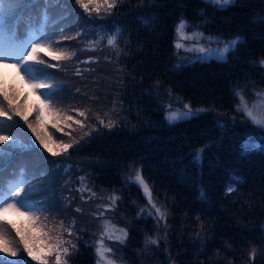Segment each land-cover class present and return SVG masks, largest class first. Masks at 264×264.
Instances as JSON below:
<instances>
[{
  "label": "trees",
  "instance_id": "obj_1",
  "mask_svg": "<svg viewBox=\"0 0 264 264\" xmlns=\"http://www.w3.org/2000/svg\"><path fill=\"white\" fill-rule=\"evenodd\" d=\"M2 1L5 19L21 36L46 9L48 48L54 55L74 50L59 60L39 52L51 89L22 91L20 100L12 89L11 97L18 109L30 95V109L39 102L32 94L52 93L57 117L47 128L58 145L60 137L73 146L66 153L57 147L59 155L45 152L14 112L0 125V134L10 135L0 150L18 147L0 160V184L32 190L31 230L25 226L20 236L21 221L14 230L0 219L19 253L13 259L38 264L25 243L35 252L63 232L75 245H64L67 264H97L107 221L114 238L103 239L115 264H264V150L245 154L244 148L249 141L264 146V129L237 95L252 104L264 91V0H237L223 11L203 0H117L114 8L97 3L88 12L74 0ZM181 20L188 32L238 36L241 43L226 61L188 62L192 55L175 46ZM74 32L87 42L71 37ZM113 37L115 47L107 43ZM0 104L8 110L4 97ZM186 104L198 112L169 124L168 112H186ZM138 172L164 219L150 213L155 208L149 211L148 197L133 182ZM234 177L240 182L229 192ZM112 196L119 197L115 204ZM70 224L72 237L65 230ZM120 230L127 232L123 242L115 238ZM47 259L54 264V255Z\"/></svg>",
  "mask_w": 264,
  "mask_h": 264
},
{
  "label": "snow or ice",
  "instance_id": "obj_2",
  "mask_svg": "<svg viewBox=\"0 0 264 264\" xmlns=\"http://www.w3.org/2000/svg\"><path fill=\"white\" fill-rule=\"evenodd\" d=\"M92 2V0H74V3L79 4L80 7L84 9L85 12L89 11V4ZM107 3L108 9L114 8L117 6V0H111V3H108L107 0H105ZM203 2L209 6L215 7L218 11L226 10L227 7L235 5L237 3V0H203ZM96 11H99V8H96ZM40 23L39 25L32 31H30L27 36L24 39L18 38L15 31L12 30L11 22L8 19H5L2 15H0V62H3L5 60L11 61V66L14 67L17 71V73H20L21 71L24 72L25 75L29 77V84L34 89H44V88H51L50 84H47L43 80V69H36L34 68V64H44L45 61L43 59H40L38 56L39 52H45L46 55L52 56V59L59 60L61 58H69L67 53H60L58 55H52L51 52L47 51V48L50 47L49 44V37H47L45 33V29L47 27L48 23V15L47 10L45 9L40 17ZM264 20V18H261ZM145 24H148L149 21L145 20ZM187 27V22L184 20H181L180 23L177 25L176 31L177 34L182 39H191L193 37L186 36L184 30ZM79 35V33H78ZM202 33H195V37L201 36ZM219 43H223L222 48H218L214 50L213 56L214 58L218 60H227V54L229 52H235L236 47L239 43H241L240 37H235L230 40H218ZM109 46L115 47L117 46V41L115 37L110 38L107 41ZM177 48L183 47L182 44L177 43ZM30 49V50H29ZM191 50V49H189ZM199 51L205 52L206 50L204 48H200ZM261 63H264V61H261ZM51 66V65H49ZM37 73H40L41 75H37ZM42 95L45 96L46 100L51 101L53 99V94L50 92L42 93ZM241 97L242 100V110L246 113V115L257 125H260L261 127H264V119H260L257 117V115L254 112V108H249L247 105V102L243 100V94L237 93ZM261 97H264V92L259 93ZM4 100L7 102V109L0 104V118H3L0 120V125L4 123V121H11L12 120V114L11 112H14L17 116H23V114L13 107V99L8 95L7 92L3 93ZM43 108H49L48 104H44ZM184 108L187 110L185 113L181 114L179 111H169L166 119L168 120L169 124H174L180 122L182 119L187 118L189 115L192 114V109L190 105H184ZM43 111V109H42ZM79 116L86 118V113L83 111H80L78 113ZM25 120H27L26 116H23ZM68 120H72L73 118L71 116L67 117ZM77 124H80L81 128L86 127L81 121L76 120L74 121ZM101 124H104V120L101 119L99 121ZM111 126V123L105 124V127ZM29 127H31V124H29ZM35 131V129H33ZM89 132H85V136L89 135ZM38 139H40L39 136H37ZM10 140V135L8 134H0V144L7 142ZM18 141L16 139H13V145L17 144ZM40 144L47 149L49 152L52 153V155H59L60 153L53 151L51 147L43 140L40 139ZM73 145L70 143H61L57 145V147L61 148L63 152H67L68 149H70ZM11 147V146H10ZM245 154H247L249 151H259L264 150V146H261L259 144H253L250 141L245 143ZM4 150H0V156H2ZM234 183H230L228 185V191H234L235 190V184L239 183V177L233 178ZM135 183H138L143 187V190L145 194L148 197V201L150 204H152V207L155 208V214L160 217V219L165 218V214L161 211L160 208L156 207L155 203L152 201V194L151 190L146 183V181L143 179V177L137 173L134 181ZM32 190L29 189L26 191L25 185L23 183L16 184V185H9L7 188H4L2 184H0V219L3 218V216L8 213L9 211L17 212L20 215H25V212L31 213L32 206L30 205L29 201L31 200V196L29 193ZM94 195V193H93ZM112 204H115V201L119 199V197L112 196L110 197ZM24 208L25 212H20V209ZM77 211H80L77 209ZM30 219H35L34 216H29ZM61 227L63 228V223L61 224ZM114 226H112L109 222H105L104 224V232L101 236V239L97 241V247H96V255L98 257L97 264H114V261L109 258L108 254L112 252V249L107 247L104 243V236H107L109 239H113L112 235V229ZM67 235L69 237L75 236V232L73 231V225L70 224L67 229ZM122 233L121 237H115L116 239H120L121 242H123V239L126 238L127 232L124 230H120ZM19 234V232H17ZM50 240H53V243H50L48 245V253L44 254L42 251L40 253H35L31 247L28 246L27 243L24 245V250L27 252V255L31 257L33 260L37 261L38 264H49V260L47 259V255H54V264H67V261L64 259L65 256L69 255V247H65V244L70 245L73 249H75V245L72 244L71 240H64L63 239V232L58 234L55 237H49ZM149 242L152 244H156L157 241L154 239H149ZM0 252L6 253L8 257L16 258L18 257L19 253L14 248H11L8 246V241L5 239L3 234V229L0 228ZM0 264H27V260L25 257H20L19 259H6L3 256H0Z\"/></svg>",
  "mask_w": 264,
  "mask_h": 264
},
{
  "label": "rangeland",
  "instance_id": "obj_3",
  "mask_svg": "<svg viewBox=\"0 0 264 264\" xmlns=\"http://www.w3.org/2000/svg\"><path fill=\"white\" fill-rule=\"evenodd\" d=\"M107 2L110 3L108 0H107ZM97 3L103 5L105 3V0H92V2L89 4V7L92 6V5H95ZM4 11H5L4 7L0 4V15H2L3 17H4V14H3ZM184 32H185L186 36L193 37V38H191V39H182L177 34V31H176L175 46L177 45V43H180V44L183 45V47H180L178 49H180L182 51L190 52V53L193 54V56L191 58H189L188 62H196V61L205 62V61H209V60H212V59H216L213 56L214 50L223 47V43H219L218 42V40H220V39L207 37V36H205L203 34L201 36H199V37H195L194 36L195 33H201L198 30H197V32L196 31L195 32H188L187 28H185ZM78 36H79L78 33L74 32V33H72L71 37H77V38L81 39L82 42H87V40H85L84 37H78ZM89 40H91V37H90ZM200 48H204L206 51L205 52H201V51H199ZM53 49L58 50V48H53ZM189 49H191V50H189ZM72 51H74V50L67 49V50H65L64 53H67L69 55V53H71ZM227 56H228V54H227ZM216 60H218V59H216ZM3 70H5L8 74L11 71L12 72L13 71L16 72L15 77L8 79V83L10 85L13 84V89L15 90L14 91V96L16 95L17 99H18V95L22 91H28L29 94L32 93L33 91H35V89L28 82L29 81V77L27 75H25L23 71H21L20 73H17L16 69L11 66V61H8V60L0 62V87H3V85L5 86V84H6L5 81L2 78V73H3L2 71ZM18 89L20 91H18ZM262 92H264V91H262ZM26 97H28L29 99L26 100V101H23V103L19 104L18 110L23 114V116L27 117V120H25L23 118V116H19L21 118L23 124H25V126L28 128L29 135L31 136V138H33V140L36 143L39 144V148L44 150L45 152H49V151L47 149H45L40 144V139H43L49 145V147H51L53 149V151L58 152L57 151L58 143H57L55 137L53 136L56 133H53V131H51L49 128H47V126H49V124L46 123V121L49 118H51V120H53V119L55 120L56 117H57V115L53 113V110H52V107H51V103H49V100L45 99L44 95H41V96L37 95L36 100L39 101L38 102V106L34 107L30 103L31 108L28 109L27 106H29V100H32V98L30 99L31 96L28 95V94L26 95ZM18 100H20V99H18ZM244 101H246V100H244ZM248 102H247L248 107L249 108H254V112L257 115V117L260 118V119H264V97H261L260 95L257 94L256 101H253L252 104H249ZM44 104H48L49 108H43ZM240 108L242 109V106H240ZM42 109H43V111H42ZM197 112L198 111L192 110V114L189 115L188 117L193 116ZM179 113L183 114L185 112H179ZM29 124H31V127H29ZM258 126L260 128H262V129H264V127H261L260 125H258ZM33 129H35V131H33ZM37 136H39L40 139H38ZM58 138H59V141L61 143H64V141H62V139L60 137H58ZM31 141H32V139H31ZM14 148H18V147L11 146L10 149H8V148L5 149L3 151L2 156H0V160L2 158L7 157V155H10L11 151L14 150ZM22 149H24V148H22ZM139 186L143 190V187L141 185H139ZM143 192H144V190H143ZM144 194H145V192H144ZM152 208L153 207H152V204H151V206L149 207V211H152ZM20 212H25V209L21 208ZM154 212L155 211L153 209V212H150V213L152 215H156ZM5 216H8L13 222L18 221L19 218L21 219L22 223L20 225L21 226L20 227V231L22 232V234L20 236H23L24 235V231H25V226H27V221L29 220L27 212H25V215H20L17 212L9 211L8 213L5 214ZM27 230L28 231L31 230L29 225L27 226ZM10 239H11V243H10L9 240H7L9 247L14 248L16 250V246H15V242L13 240V237L10 238ZM29 240H31L30 237H29ZM41 251L44 254H47L48 253V248L40 245L35 250V253H40ZM1 254L6 259H13L12 257H8L6 253L2 252ZM108 256L111 259L110 253L108 254ZM49 257H50V255H47V258H49ZM114 264H115V262H114Z\"/></svg>",
  "mask_w": 264,
  "mask_h": 264
}]
</instances>
